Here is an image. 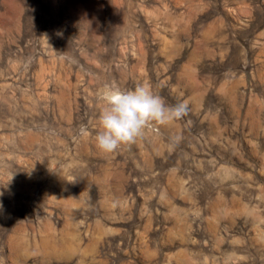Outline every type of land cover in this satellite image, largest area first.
<instances>
[{"label":"rangeland","instance_id":"374dc122","mask_svg":"<svg viewBox=\"0 0 264 264\" xmlns=\"http://www.w3.org/2000/svg\"><path fill=\"white\" fill-rule=\"evenodd\" d=\"M141 83L187 114L100 152ZM0 205V264H264V0H0Z\"/></svg>","mask_w":264,"mask_h":264},{"label":"clouds","instance_id":"9594fccd","mask_svg":"<svg viewBox=\"0 0 264 264\" xmlns=\"http://www.w3.org/2000/svg\"><path fill=\"white\" fill-rule=\"evenodd\" d=\"M99 100L102 107L94 140L96 148L104 154H112L120 146L142 138L152 125H169L188 112L185 102L166 103L151 86L143 83L129 90L107 84L101 89ZM180 139L179 134L174 137L177 142Z\"/></svg>","mask_w":264,"mask_h":264}]
</instances>
